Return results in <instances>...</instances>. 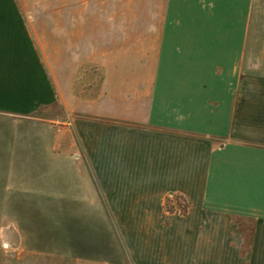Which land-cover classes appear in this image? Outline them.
Masks as SVG:
<instances>
[{
	"label": "crops",
	"instance_id": "obj_1",
	"mask_svg": "<svg viewBox=\"0 0 264 264\" xmlns=\"http://www.w3.org/2000/svg\"><path fill=\"white\" fill-rule=\"evenodd\" d=\"M152 1L125 61L100 9L0 0V206L96 208L121 239L98 264H264V0ZM87 64L102 82L79 95ZM59 105L65 147L41 116Z\"/></svg>",
	"mask_w": 264,
	"mask_h": 264
},
{
	"label": "rangeland",
	"instance_id": "obj_2",
	"mask_svg": "<svg viewBox=\"0 0 264 264\" xmlns=\"http://www.w3.org/2000/svg\"><path fill=\"white\" fill-rule=\"evenodd\" d=\"M31 2L33 4L35 0ZM58 6L74 7L76 18L82 20L83 17L87 18V15L82 14L83 8H91L92 11L100 9L102 13L104 12L100 16L92 14L91 23L101 22L105 18L109 27L117 25L118 30L106 32L108 45L105 50L110 57L116 49H122L125 61L128 60L129 50L132 49L128 42L131 39L146 40L147 27L153 22V11L156 9L152 0H58ZM90 35L92 44L90 48L82 46L81 41L76 38L75 50L78 54H83L86 60H92L99 52H104L103 47L96 45L98 31H91ZM114 38H122L123 47L109 45ZM138 50L139 55H145L146 47L140 46ZM102 78V68L93 64L85 65L76 82L77 93L79 95L96 93ZM41 116L44 119L59 120L60 146L65 147L67 133L66 125L62 122L69 118L66 109L59 105L52 111L42 112ZM77 144L76 139V150ZM61 166L65 167V164ZM64 202L66 201L60 200L58 206L22 205L10 208L0 206V264H98L100 259L121 261L109 251L111 249L109 246H113L116 241L121 243L119 224L93 221L100 218L96 215L98 212L96 208L69 207L62 205ZM179 204L183 211L187 209L182 200H179ZM68 241L74 248L67 249ZM7 245L11 248L6 249ZM126 260L130 262L127 254Z\"/></svg>",
	"mask_w": 264,
	"mask_h": 264
},
{
	"label": "trees",
	"instance_id": "obj_3",
	"mask_svg": "<svg viewBox=\"0 0 264 264\" xmlns=\"http://www.w3.org/2000/svg\"><path fill=\"white\" fill-rule=\"evenodd\" d=\"M166 209L170 212H172L174 210V208L170 205V201H168L167 205H166Z\"/></svg>",
	"mask_w": 264,
	"mask_h": 264
}]
</instances>
